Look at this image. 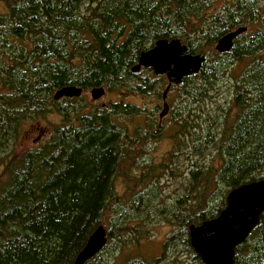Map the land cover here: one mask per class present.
Instances as JSON below:
<instances>
[{
	"label": "trees",
	"instance_id": "obj_1",
	"mask_svg": "<svg viewBox=\"0 0 264 264\" xmlns=\"http://www.w3.org/2000/svg\"><path fill=\"white\" fill-rule=\"evenodd\" d=\"M222 1H5L7 11L0 15V264H74L110 210L117 226L109 238L132 228L121 215L127 202L115 183L123 164L138 168L136 148L163 137V127L146 114L166 80L151 69L133 74L131 68L158 40L180 39L190 54L207 56L206 46L246 26L250 32L240 35L229 53L207 60L179 86L184 105L189 99L207 100L206 85L218 81L232 64L254 57L233 83L220 125L219 119L217 126L211 125L206 112L194 115L181 107L176 127L170 129L176 139L189 140L182 160L191 168L171 206L159 209L174 227L166 246H180L182 256L190 254L192 264H202L190 245L189 227L216 218L230 190L264 179V57L258 55L264 50V1ZM219 59L224 61L217 63ZM71 85L83 93L97 87L118 91L117 100L111 107L90 108L84 97L53 99L57 90ZM136 96L144 106L125 103ZM203 109L200 105L193 111ZM51 116L59 117L51 134L16 155L25 128L40 129ZM140 116L145 125L131 130L129 118ZM173 152V159L178 158L180 150ZM146 171L151 166L137 171L140 188L130 205L147 216L150 193L140 191L150 177ZM101 255L87 264H105ZM163 260L164 255L153 264ZM235 261L264 264V214L236 248Z\"/></svg>",
	"mask_w": 264,
	"mask_h": 264
},
{
	"label": "rangeland",
	"instance_id": "obj_2",
	"mask_svg": "<svg viewBox=\"0 0 264 264\" xmlns=\"http://www.w3.org/2000/svg\"><path fill=\"white\" fill-rule=\"evenodd\" d=\"M5 1L6 0H0V15L5 14L7 11ZM221 3H223L222 0ZM216 43L217 42L211 46H206L208 51V55L206 57L209 62L216 60L218 58L217 55H220L215 50ZM258 55L264 57V50ZM253 59L254 57H246L242 62L232 64L229 68H227L224 76L221 74L218 81H215L211 85H206V90L209 94V99L207 100L199 101L196 99L194 101L189 99L184 105L182 103L183 98L181 96L183 88L179 87L181 84L177 85V88L173 89L169 93L167 103L170 105L171 113L169 118L164 121L161 126L164 130H166L163 133L162 139L151 140L149 141V144H143L136 148L134 151V159L139 164L138 168H133L131 164H123L120 167L122 177L119 180H116L115 183L118 193L127 202L125 206L127 209H125V212L121 214L126 216L125 225L127 224L135 229L138 228L143 233L138 235V233L134 232L133 229L130 228L126 231H117L116 236L113 238L108 237L107 245L101 252V259L105 264H126L134 260L153 264L163 258V255L164 260L157 264H173V261H182L184 264H192L194 257L190 254H184L185 257L182 256L183 249L180 246L175 245L174 248L170 247V245L169 247L166 246V242L168 238L171 237L174 227L168 224L165 217H163L159 212L160 208L171 206V203L181 192L182 185L186 183L185 179L188 177V170L191 168L189 162L182 160L184 159L182 152L186 151L187 148H185V144L189 143V140H185L182 136L181 138L178 137L176 139L174 131L169 129L173 126L176 127V125H174V119L177 117L178 112H180L181 107H185L187 111L191 110L194 115H202L206 112L207 115L210 114V116H212L211 125L214 124L217 126L218 119L220 125L222 122L221 114L223 110L228 107L231 100V87L235 81L240 80L243 72L252 63ZM217 61V63H219L224 60L219 59ZM142 76L146 77L145 75ZM161 84L163 85V88L159 90L160 96H157V99H153V101L160 107V109H157V112L155 113L157 121L158 115L162 111L163 106L162 93L167 87L168 82L166 80L164 83L161 82ZM117 95L118 91H107L100 100L94 101L91 97V90H89L83 93L81 97H84L85 103L90 104V108H96L106 106L111 107L112 101L117 100ZM145 101L149 102V99L146 98ZM125 103H133L139 106H144L140 98L137 96L130 97ZM200 105L204 108L203 110L193 111V108L198 109ZM149 108L152 109V111L150 113L148 112L146 116L150 118L152 117L154 105L149 106ZM209 110H213V113H210ZM218 111L219 113L217 114ZM140 117L141 118L139 119L136 117L129 118L128 122L130 123L129 126L131 130L145 125V119L142 116ZM233 119L234 117L231 121H233ZM58 120V116H51L49 117L48 123L42 122L40 124V129H36L34 126L26 127L20 137L19 143L17 144L15 154L18 155L27 149L37 146L43 139H46L51 134L53 129L52 125L58 123ZM194 120L195 117L192 121ZM180 121L181 118H178L177 123ZM199 121L201 120L198 119L197 122ZM208 127L209 124H207V128ZM140 147L142 150H140ZM175 147L180 150V153L178 152V158L173 159L174 157L172 154L174 153L173 150ZM198 159L199 157H193V162L198 161ZM164 163L169 166V169L163 168L162 164ZM146 166H151L152 171H146V174L150 175V177L146 180L145 184L142 185L143 188H141L140 191L143 190V193H150L148 206L146 207V210L149 213L147 216L146 213H144V209H141L140 212L137 213V211L130 205L140 188L139 183H136L138 181L136 177L140 179L137 171H142V169ZM1 174H3V166L0 165V184L3 182ZM153 185H156V187ZM137 219L142 223L139 224ZM116 226L117 220L115 219L113 210H110L107 213V219L104 222L107 235L109 234V231L114 230V228L116 229ZM121 227L123 228L124 224ZM173 255L179 258H172Z\"/></svg>",
	"mask_w": 264,
	"mask_h": 264
},
{
	"label": "water",
	"instance_id": "obj_3",
	"mask_svg": "<svg viewBox=\"0 0 264 264\" xmlns=\"http://www.w3.org/2000/svg\"><path fill=\"white\" fill-rule=\"evenodd\" d=\"M247 31L246 26L239 27L222 36L216 43V52L229 53L235 40ZM206 61L207 57L204 55L190 54L187 45L180 39H161L152 49L141 53L131 72L137 74L143 69H151L156 76H167L169 84L163 93V112L160 115L163 118L169 110L166 99L171 86L180 85L184 78L197 75ZM106 92L104 87L93 88L91 97L98 101ZM82 95L81 87L71 85L57 90L53 99L59 101L63 98H80ZM263 214L264 179L243 184L229 191L225 208L216 218L189 227L190 245L203 264H236V248L260 224ZM107 241L105 227L99 226L76 257L74 264H87L102 252Z\"/></svg>",
	"mask_w": 264,
	"mask_h": 264
},
{
	"label": "flooded vegetation",
	"instance_id": "obj_4",
	"mask_svg": "<svg viewBox=\"0 0 264 264\" xmlns=\"http://www.w3.org/2000/svg\"><path fill=\"white\" fill-rule=\"evenodd\" d=\"M145 70V69H144ZM153 71V70H152ZM154 73V72H153ZM158 77H162V78H164L165 80H167V82H168V84H169V81H168V78H167V76L166 75H163V76H158ZM168 86V85H167ZM173 86H176V85H172L171 86V88H170V92H171V90H172V87ZM167 88V87H166ZM165 88V89H166ZM165 91V90H164ZM169 92V93H170ZM164 93V92H163ZM163 93H162V102H163V104H164V101H163ZM169 93H168V95H169ZM160 96V95H159ZM168 97V96H167ZM153 99H157V96H155ZM166 101H167V99H166ZM154 104V106H157V103H153ZM168 104V103H167ZM168 106H169V110H168V112H167V114L163 117V118H161L160 117V115H161V113L163 112V106H162V111L160 112V114L158 115V121L156 120V118H155V116L154 117H150L151 119L150 120H155V122L157 123V125L159 126V127H161L162 126V124L164 123V121H166L168 118H169V116H170V113H171V108H170V105L168 104ZM154 109V108H153ZM157 109H160V107L159 106H157ZM151 111H152V109H150ZM150 111V112H151ZM150 122V121H149ZM178 123H181V122H178ZM148 126H149V128H150V124H148ZM170 130V129H169ZM164 131H166V130H164ZM105 249V248H104ZM103 249V250H104ZM102 250V251H103ZM197 257V255L195 254V258ZM199 259H200V257H199ZM201 260V259H200ZM201 263H202V261H201ZM203 264V263H202Z\"/></svg>",
	"mask_w": 264,
	"mask_h": 264
},
{
	"label": "bare ground",
	"instance_id": "obj_5",
	"mask_svg": "<svg viewBox=\"0 0 264 264\" xmlns=\"http://www.w3.org/2000/svg\"><path fill=\"white\" fill-rule=\"evenodd\" d=\"M14 243V242H13Z\"/></svg>",
	"mask_w": 264,
	"mask_h": 264
}]
</instances>
